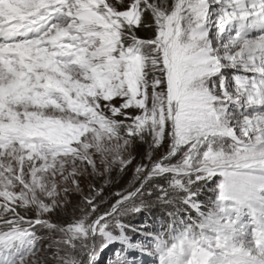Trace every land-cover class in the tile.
I'll return each mask as SVG.
<instances>
[{"label": "snow or ice", "instance_id": "obj_1", "mask_svg": "<svg viewBox=\"0 0 264 264\" xmlns=\"http://www.w3.org/2000/svg\"><path fill=\"white\" fill-rule=\"evenodd\" d=\"M136 155L100 212L84 173ZM138 195L196 217L140 247L159 264H264V0H0V264H98Z\"/></svg>", "mask_w": 264, "mask_h": 264}, {"label": "rangeland", "instance_id": "obj_2", "mask_svg": "<svg viewBox=\"0 0 264 264\" xmlns=\"http://www.w3.org/2000/svg\"><path fill=\"white\" fill-rule=\"evenodd\" d=\"M178 159L179 153L172 159V162L175 163ZM139 161L140 157L136 155L132 164L123 172L116 166L109 172H105L104 166L101 165L99 175H93L91 171L84 173L81 184L85 192L89 191L88 185L90 184L95 185L97 188H103L101 197L98 198L100 212L111 210L112 205L117 199L114 193H129L135 189H133V186L139 180L134 177V167ZM218 179L219 177L214 178V181L210 183L211 189L215 187V181ZM145 190H150V185H146ZM210 196L215 200L213 192ZM68 200L69 211H71L72 206L80 201V195L69 193ZM140 200L141 196L138 195L133 201L122 206L118 215L121 223L126 227H124L122 231L117 228L111 229L112 235L108 237L107 246L103 248V251L98 253V264H159L157 255H150L147 252L141 251L140 247L150 249L153 243L151 234L157 233L156 227L160 224H166L170 217L169 214L163 210L165 204L158 202L155 195L146 200L147 207L140 212H130L129 209L131 206L140 203ZM210 207L211 211H214L215 203L212 202ZM188 218L189 216L184 221L186 222ZM247 220L248 217L246 216L245 221ZM36 232L38 236L44 238L43 244H46L47 238L50 235L48 231L46 229L37 228ZM46 254L50 257L48 264H53V260L51 259L52 251L47 250Z\"/></svg>", "mask_w": 264, "mask_h": 264}, {"label": "trees", "instance_id": "obj_3", "mask_svg": "<svg viewBox=\"0 0 264 264\" xmlns=\"http://www.w3.org/2000/svg\"><path fill=\"white\" fill-rule=\"evenodd\" d=\"M141 147V150L145 149L146 148V144L145 145H142L140 146ZM140 184V181H137L136 184L133 186V189L136 188L137 186H139ZM212 192H213V189H211V185H209L203 192V194L201 195L200 199H201V202L203 204V207H202V211H204L205 213H208L211 211V203L214 202V198L210 195H212ZM176 205H164V212L166 213H170V212H175L177 213V222L179 224V221H184L187 219V217L189 215L192 216L193 219H196L195 215L194 214H191L185 210H183L182 208L178 209L177 206L175 208ZM167 214V215H168ZM170 217V216H169ZM171 218L168 219V221L166 222V224H160L159 226L156 227V232L159 233L162 231V229L167 225V223L169 222Z\"/></svg>", "mask_w": 264, "mask_h": 264}]
</instances>
